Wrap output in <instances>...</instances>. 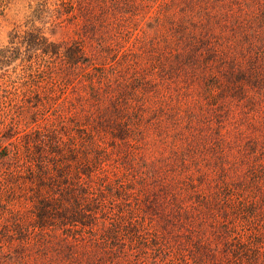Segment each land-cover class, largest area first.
<instances>
[{
	"label": "trees",
	"instance_id": "16d2710c",
	"mask_svg": "<svg viewBox=\"0 0 264 264\" xmlns=\"http://www.w3.org/2000/svg\"><path fill=\"white\" fill-rule=\"evenodd\" d=\"M28 8L0 47V264H264V0Z\"/></svg>",
	"mask_w": 264,
	"mask_h": 264
},
{
	"label": "rangeland",
	"instance_id": "374dc122",
	"mask_svg": "<svg viewBox=\"0 0 264 264\" xmlns=\"http://www.w3.org/2000/svg\"><path fill=\"white\" fill-rule=\"evenodd\" d=\"M0 1L2 5L8 0ZM29 14L28 0H11L7 6H0V47L8 42L11 29L24 22Z\"/></svg>",
	"mask_w": 264,
	"mask_h": 264
}]
</instances>
